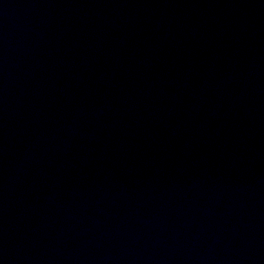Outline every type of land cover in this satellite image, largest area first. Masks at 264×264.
<instances>
[{"label": "water", "instance_id": "obj_1", "mask_svg": "<svg viewBox=\"0 0 264 264\" xmlns=\"http://www.w3.org/2000/svg\"><path fill=\"white\" fill-rule=\"evenodd\" d=\"M0 264H264V0H0Z\"/></svg>", "mask_w": 264, "mask_h": 264}]
</instances>
